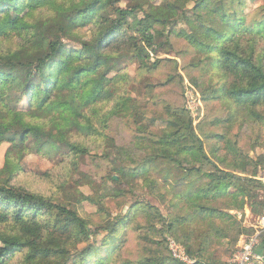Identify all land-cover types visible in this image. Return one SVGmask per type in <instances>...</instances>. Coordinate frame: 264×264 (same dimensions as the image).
Instances as JSON below:
<instances>
[{"label":"trees","instance_id":"1","mask_svg":"<svg viewBox=\"0 0 264 264\" xmlns=\"http://www.w3.org/2000/svg\"><path fill=\"white\" fill-rule=\"evenodd\" d=\"M122 1L0 0V37L13 31L19 37L16 51L0 48V143L17 144L26 152L64 149L66 157L82 158L89 156L90 150L77 143V135L93 134L107 141V120L101 118L97 123L95 117L126 77L122 69L116 76L110 75L131 57L142 69H150L148 49L156 52V37L165 36L157 26L171 24L166 4L159 16L145 10V16L138 19V11L144 8L123 7ZM191 1L195 4L188 9ZM233 1L246 4L245 0ZM173 6L176 11L183 10L173 23L189 27L185 38L190 47L217 73L221 85L214 97L227 105L230 120L264 123V16L251 25L238 11L227 12L224 1L215 4V0H184L181 5L175 1ZM27 8L46 9L47 13L43 11L31 21L11 20L13 14ZM66 20L71 25L67 26ZM87 25L93 30L89 41L76 32ZM134 33L144 46L134 44L138 40ZM132 43L136 48L133 54ZM105 56L107 61H102ZM123 107L128 111L129 102ZM164 121L167 125L161 136L151 144L144 142L146 136L137 142L140 150H150L141 164L130 171L121 166L119 177H110L112 183L100 184L86 176L94 192L87 199L105 211L110 197L125 193L122 183L131 185L144 179L161 191L164 200L176 199L177 205L197 212L175 218L167 230L196 260L193 264H219L221 259L215 261V255L209 254L214 242L226 241L229 246L245 232L250 235L255 230L241 220L234 221L228 212L220 225L214 213H221L219 208H243L245 198L254 189L264 188V182L258 178V169L249 174L247 167L239 173L219 168L205 152L185 110L171 112ZM220 139L222 143L213 151L227 163L228 154L236 157L237 151L225 135ZM110 143L116 159L130 157L114 139ZM12 177H0V264H109L116 253L111 252L112 244L122 237L120 228L129 216H117L104 226L108 234L101 246L89 244L77 254L78 246L99 231L92 230L77 210L15 185ZM219 199L223 206L217 205ZM251 213L264 216V203L254 205ZM103 252L108 255L102 257ZM169 264L188 263L174 257Z\"/></svg>","mask_w":264,"mask_h":264},{"label":"rangeland","instance_id":"2","mask_svg":"<svg viewBox=\"0 0 264 264\" xmlns=\"http://www.w3.org/2000/svg\"><path fill=\"white\" fill-rule=\"evenodd\" d=\"M175 1L181 5L184 0H123L120 3L123 7L144 8L143 11H138V19L145 16V10L159 16L166 4L165 9L171 24L167 27L157 26L164 30L165 36L156 37V52L148 49L150 69H142L140 63L131 57L110 75L116 76L122 69L126 77L113 99L101 104L100 114L95 117L97 123L101 118L107 120V141L93 134L76 136L77 143L84 144L90 150L89 156L68 158L64 149L47 148L43 151L26 152L17 144L0 143L1 178L8 179L13 175L11 182L15 185L70 206L90 224L92 230L99 231L97 236H92L78 246L77 254L81 253L80 250L87 249L89 244L93 247L101 246L108 234L104 226L117 216H129L130 220H125L121 225L122 237L118 239V243L112 244L111 252L116 253L109 264H169V259L174 258L170 249V239L174 236L167 231L168 225L175 218L194 216L197 214L194 209L177 205L176 199L164 200L161 191L158 192L149 182H144V179H138L131 185L122 183L120 187L125 189V193L120 197H110L106 201V210L99 211L87 199L94 192L86 179L89 176L100 184L108 180L112 183L110 177L114 175L118 178L117 169L121 166L130 171L137 164H141L150 150H140L137 142L143 141V136H146L144 142L151 144L152 140L161 136L167 125L164 120L173 111L188 112L205 152L219 168L231 172L236 170L239 173L247 167L249 174L258 169V178L264 182V123L257 125L251 121L230 120L227 105L214 97L221 85L217 73L211 69L208 61L201 62L198 51L190 47L185 38V34L190 31L189 27L173 23L183 12L173 9ZM223 1L227 12L238 11L251 25L253 20L264 16V0H245L244 6H240L238 1ZM223 1L215 0V4ZM194 4L191 1L187 8H192ZM43 11L47 13L46 9L27 8L13 14L11 20L31 21L39 18ZM66 25H71L68 20ZM76 32L84 40L89 41L93 37L91 25L77 28ZM134 36L138 39L134 44L144 46L139 40V34L134 33ZM18 41L19 37L13 31L0 37V48L16 51ZM165 43V46H159ZM134 44L130 46L132 54L136 52ZM14 56L16 60L19 59L15 52ZM107 59L108 56H105L101 60ZM126 101L129 102V112L123 107ZM95 125L97 130L103 131L99 124ZM222 135H225L226 142L229 141L237 151L236 157L228 154L227 163L221 162L213 151L216 144L222 143ZM111 139H114L118 147L126 149L128 152L125 153L130 157L123 161L116 159L117 154L111 146ZM104 154L112 156L106 158ZM207 168H212V165H207ZM261 203H264V188L254 189L245 198L243 208H219L221 213L217 211L214 217L222 225L221 220L228 212L234 221L241 220L245 226L252 228L260 215H252L251 210L254 205ZM218 204L223 206L221 199ZM239 240L240 237L229 246L225 244L226 241L214 242L209 254H214L215 261L218 258L221 259L219 264H224L237 249ZM102 254L105 257L108 252Z\"/></svg>","mask_w":264,"mask_h":264},{"label":"built area","instance_id":"3","mask_svg":"<svg viewBox=\"0 0 264 264\" xmlns=\"http://www.w3.org/2000/svg\"><path fill=\"white\" fill-rule=\"evenodd\" d=\"M252 227L255 229L253 234L240 236L239 245L229 259V264H264V253L260 252L264 243V216H259L257 224ZM170 249L172 255L182 262H196L174 239H170Z\"/></svg>","mask_w":264,"mask_h":264},{"label":"crops","instance_id":"4","mask_svg":"<svg viewBox=\"0 0 264 264\" xmlns=\"http://www.w3.org/2000/svg\"><path fill=\"white\" fill-rule=\"evenodd\" d=\"M257 224V223H256ZM255 225V224H254ZM260 252H263L264 253V243H263V246L260 248Z\"/></svg>","mask_w":264,"mask_h":264}]
</instances>
